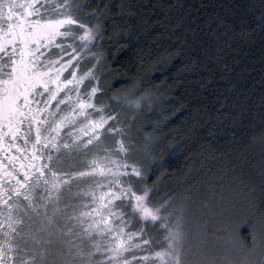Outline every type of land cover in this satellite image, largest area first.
Masks as SVG:
<instances>
[{"label": "snow or ice", "instance_id": "snow-or-ice-1", "mask_svg": "<svg viewBox=\"0 0 264 264\" xmlns=\"http://www.w3.org/2000/svg\"><path fill=\"white\" fill-rule=\"evenodd\" d=\"M257 11L244 35L264 32V0ZM120 14L93 0H0V264H233L218 242L243 246L247 227L255 243L257 223L264 248V173L260 204L255 187L247 196L258 221L215 194L198 212L153 202L145 161L161 142L131 131L150 101L134 86L143 78L123 96L108 83L129 31Z\"/></svg>", "mask_w": 264, "mask_h": 264}, {"label": "trees", "instance_id": "trees-1", "mask_svg": "<svg viewBox=\"0 0 264 264\" xmlns=\"http://www.w3.org/2000/svg\"><path fill=\"white\" fill-rule=\"evenodd\" d=\"M93 3L111 5L113 13H121L117 23L129 30L126 46L117 47L107 68L108 83L118 89L114 94L127 95L140 77L142 83L134 86L145 88L150 98L141 100L144 107L131 131L138 140L151 135L150 143L161 142L155 159L145 161L153 202L193 197L198 212L200 203L212 204L215 194L216 205L223 196L225 204L236 203L242 219L254 214L258 221L260 210L249 209L247 196L255 187L260 204L264 32L244 34L257 27L260 0ZM167 53L172 55L161 60ZM241 235L247 237L246 247L260 244L259 224L255 243L247 227Z\"/></svg>", "mask_w": 264, "mask_h": 264}, {"label": "rangeland", "instance_id": "rangeland-1", "mask_svg": "<svg viewBox=\"0 0 264 264\" xmlns=\"http://www.w3.org/2000/svg\"><path fill=\"white\" fill-rule=\"evenodd\" d=\"M183 203L186 207L192 209V211L196 212L195 208L192 207L195 205L193 202V197L182 199L181 197L175 198L170 204L174 207L176 205H179ZM199 204V202H198ZM162 240V237H159ZM219 244H223L226 247L229 248V258L233 261V264H241V262H244V264H259V262L264 259V248L261 247V244H256L252 247H246V246H238L235 249H232L230 245H227V242L224 240H221L218 242ZM199 240L198 238L193 239V251L194 253H197L199 251ZM157 250H160L157 248ZM215 254L212 252L208 253V259L211 260ZM52 261H58L59 257H57L55 254H53L50 258ZM204 257L194 254L192 256L193 264H195L196 261L203 260Z\"/></svg>", "mask_w": 264, "mask_h": 264}]
</instances>
